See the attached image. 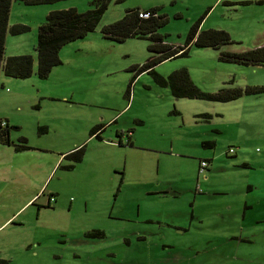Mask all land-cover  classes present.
<instances>
[{
	"label": "rangeland",
	"instance_id": "1",
	"mask_svg": "<svg viewBox=\"0 0 264 264\" xmlns=\"http://www.w3.org/2000/svg\"><path fill=\"white\" fill-rule=\"evenodd\" d=\"M89 1L11 2L8 25L28 29L6 31L3 56L30 54L34 63L24 78L0 71V119L12 141L0 142V264H264V91L175 97L146 71L133 78L147 39L100 34L127 8L159 6L167 21L157 31L177 45L201 19L200 29H223L232 42L191 43L154 70L184 67L206 91L261 85L264 65L218 53L264 43V2L110 0L95 28L62 45L60 63L38 77V24L51 9L83 11ZM81 145L80 161L62 157ZM93 229L103 236L85 235Z\"/></svg>",
	"mask_w": 264,
	"mask_h": 264
},
{
	"label": "trees",
	"instance_id": "2",
	"mask_svg": "<svg viewBox=\"0 0 264 264\" xmlns=\"http://www.w3.org/2000/svg\"><path fill=\"white\" fill-rule=\"evenodd\" d=\"M13 0H0V71L7 76L24 78L33 73V57L30 54H15L3 56L4 37L6 31L20 33L28 29L25 24L8 25V16L11 2ZM24 4H46L58 0H16ZM110 0H90L86 10L79 11L75 7L59 8L49 10L44 20L38 24L36 29V40L34 50L36 53L35 74L42 78L46 77L51 67L60 63L59 49L65 43L84 37L97 25L101 14ZM121 1V0H116ZM264 2V0H260ZM159 6L149 8H127L118 20L105 24L100 28V34L104 38L115 41H123L127 37H139L147 39L148 57L141 63L132 65L129 69L133 71V78L140 72L146 71L152 75L153 80L167 87L171 95L175 97L199 98L205 100L227 101L239 97L243 93H258L264 91V84L244 86H221L214 91L202 90L191 79L184 67L172 70L167 75L158 74L154 65L165 58L178 55H186L191 43L196 46H210L219 48L223 44L232 42L227 31L219 28L200 29L201 19L196 20L189 27L185 40L182 44L173 45L163 39V35L157 28L163 25L167 18L159 11ZM140 10L148 11L147 17L138 16ZM218 58L223 61L238 64H261L264 65V43L246 48L240 51L219 50ZM1 121L4 124H1ZM100 125L93 126L89 135L98 133ZM9 125L7 119H0V142L10 144ZM96 133V134H97ZM21 141H25L22 138ZM203 144L211 145L212 142L204 141ZM29 148L27 145H14L15 150ZM84 146H78L66 152V157L74 162L81 160ZM73 164L65 165V168ZM241 165L248 166L246 162ZM51 195L50 193L48 196ZM49 202L47 201V205ZM86 236L102 237L103 233L97 229L89 230ZM7 260L0 258V263Z\"/></svg>",
	"mask_w": 264,
	"mask_h": 264
},
{
	"label": "built area",
	"instance_id": "3",
	"mask_svg": "<svg viewBox=\"0 0 264 264\" xmlns=\"http://www.w3.org/2000/svg\"><path fill=\"white\" fill-rule=\"evenodd\" d=\"M149 14L150 13L148 11H145V10H140L138 12V16H140V17H147V16H149ZM1 124L3 125L4 122L1 121ZM228 152L232 153L233 149L232 148H228ZM206 166H207V161L205 159H200L199 162H198V170H199V172H202L205 169ZM54 200H55L54 195H49L47 197V201L48 202H52Z\"/></svg>",
	"mask_w": 264,
	"mask_h": 264
}]
</instances>
